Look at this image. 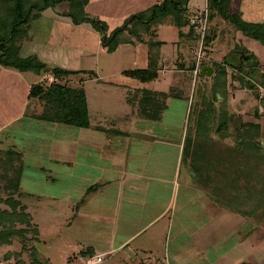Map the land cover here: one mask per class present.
<instances>
[{
	"label": "crops",
	"instance_id": "1",
	"mask_svg": "<svg viewBox=\"0 0 264 264\" xmlns=\"http://www.w3.org/2000/svg\"><path fill=\"white\" fill-rule=\"evenodd\" d=\"M177 1L185 5L186 0ZM209 1L211 0H205L208 7ZM162 2L163 0H89L86 10L93 14L94 18L107 23L108 31H111L130 16L148 11ZM186 8H190V0L186 1ZM234 10L231 8V12L238 15L241 13L240 16L244 17V25L260 28L264 26V0H240V13ZM189 11L187 14L190 15L193 10L190 13ZM165 16H168V21L164 22L162 19ZM44 17L30 24L28 35L31 32L34 34L31 40L26 38L21 44H17L18 58H35L43 67L21 71L13 65L0 63V145L4 144L10 133L11 141H7L10 142L11 148L20 151L26 158L21 170L22 174L25 172L27 176L23 174L22 178L34 179L36 173L42 176L47 172L60 176L61 165H76L74 157L82 141L90 145V142L94 141V182L90 185H94V201L99 202L96 205V211L99 213L96 219L102 222V226H106L107 222L112 223L110 229L113 230L114 237L109 247L102 251L103 254L122 253L123 264H244L243 254H254L259 244L264 242V235L259 236L260 230L253 226V223L249 229L243 231L225 228L227 221L235 225L236 220L252 222V218L235 211V214L221 212L220 204L216 202V198L213 200V196L210 197L211 193L204 188L200 190V187H195L193 178L204 182L206 177L194 175L189 161L182 158V146L185 140L193 141L196 134L193 131L186 132L180 140L177 138L171 141L163 135L165 127L161 124L164 122L169 102L185 100L184 98L188 97V90L182 84L184 76L180 77V73L194 75L195 79L198 73H203L204 67H208L211 69L210 74L203 73V76L208 77L215 75V67L219 64L225 66L228 72L233 70L242 74L240 66L244 63L242 61L238 64L239 53H243L245 59H248L249 55L242 49H234L227 54L228 57H209L203 63L201 60L198 73L194 74L196 57L192 68L191 47L187 44L189 39L195 40L194 32L191 35L189 25L179 26L178 20L171 18L168 13L155 14L147 23L146 32H140L138 40L130 36V41L119 44L112 52L102 46V35L90 24L75 25L69 17L65 16L63 19L61 15L52 16L47 22H39ZM241 35L242 32H238V36ZM207 36L208 33L204 47L208 45ZM248 43L256 45V48L248 47ZM244 45L248 51H253L260 57V66L257 64L254 70L250 68L246 76L238 81H231L229 86L237 92L244 90H240L241 84L248 86L249 83L248 87L257 88L259 91L262 89L261 92L264 93V68H261L264 63V46L248 35L244 38ZM102 57L118 62L112 73H106L100 66ZM89 59H94V69L82 66V63L85 64ZM56 70L58 74L54 73ZM166 72L170 73L165 74ZM154 73L155 76L150 78ZM44 78H50L51 83L66 85L69 82L67 84H70V88H82L89 115V128L42 119L46 105L42 100L43 88H40ZM164 83L167 88L162 91L158 86ZM89 84H92L95 95H115L114 99L127 104L128 109H123L121 114H114L117 125L121 121L123 125L112 127L106 117L98 115V112H103V107L95 108V105L93 124L86 91ZM163 94L166 96L163 97ZM157 99L160 102L163 100L166 105L160 119L153 121L141 116V107L148 109L154 104L159 105L156 103ZM158 128L160 131L156 133ZM45 134L47 139L49 138L47 144ZM212 136L214 135L209 137ZM215 138L217 137L215 136L213 141H217ZM145 143H151L148 149ZM156 145H159L160 149L156 148ZM157 154L163 156L166 161L174 154V159L168 160L174 165V168L170 169L169 177H147L144 172L148 163L154 162L152 157ZM31 155L38 159L29 171L26 166L30 164L26 161ZM181 164L189 166L190 171L184 168V175L186 182L191 183L188 186L191 187L193 195L196 192L202 195L197 198L190 197L187 201L209 206L201 210L204 216L183 213L177 208L178 198L172 183L175 184V175ZM51 165L55 166L52 171ZM151 169L156 170L158 167ZM102 203L107 204V210L109 207L111 212L113 210L108 216L113 217L111 221L107 220L105 213L99 211ZM230 245L227 253V247Z\"/></svg>",
	"mask_w": 264,
	"mask_h": 264
},
{
	"label": "rangeland",
	"instance_id": "2",
	"mask_svg": "<svg viewBox=\"0 0 264 264\" xmlns=\"http://www.w3.org/2000/svg\"><path fill=\"white\" fill-rule=\"evenodd\" d=\"M209 2L211 3V1ZM210 3L208 45L204 47L206 56L202 59V63L207 61L209 57H215L216 55L220 58L222 56L228 57L227 54L234 49H242L244 53L249 55V58L245 59L246 56L243 53H239L240 62L238 64L242 61L244 63V65L240 66L242 74H237L239 72L233 70L228 72L225 66H220L219 64L215 67V75L208 77L203 76V73H198L194 79V75L180 73V77L181 75L184 76L182 84L188 90L186 95L188 97L184 98L185 100H171L169 102V108L164 115V122L161 124L165 127L162 133L166 138L175 141L177 138L180 140L181 136L186 134V132L191 133L193 131L196 134L193 139H196L201 133L210 132L214 136L210 137L209 140H213L216 136L217 143L228 149L236 147V139L258 143L264 149V99L261 100L260 97L262 89L259 91L257 88L241 84L242 88L240 90H244L234 92V88L229 86L231 81H235V79L238 81L246 76V73L250 72V68L254 70L257 64L260 66V63H258L260 57L255 52H250L246 49L244 38L246 35L249 36L251 31L260 30L264 32V26L260 28L244 25L245 19L240 16L241 13L239 12L240 0H220L213 5ZM60 6L63 11L68 8L67 3ZM204 7L205 0H190V8L186 9V11L193 10L194 12ZM231 8L238 10L240 14L231 12ZM63 13L61 12V16L65 19L66 17ZM55 14L56 12L48 10L44 15H41V18L45 17L39 22H47L50 17L56 16ZM168 14L177 21V16L173 10H170ZM188 16L190 15L186 14L184 17L187 25H189ZM63 19L60 18V20ZM162 20L164 22L168 21V16L163 17ZM164 31L165 29H163ZM238 32L239 34L242 32V38L238 36ZM31 33L29 36L34 35ZM118 38L120 42H124L125 37L120 36ZM240 40H242V43H240ZM196 42L194 39L187 41V44L191 47L192 66L190 67L192 68L195 61L193 45H196ZM249 44L246 45L250 48H256V45L250 44L251 46H249ZM117 63L114 59L102 57L99 64L106 73L109 71L112 73ZM82 66H90L94 69V59H89L85 64L82 63ZM261 68H264V63ZM169 73L166 72L165 74ZM51 82L50 78H44V82H41L43 86L40 90L43 88L41 93H43L42 100L45 105H47L46 97L49 87L52 84H56V82ZM67 83L64 85L67 89L82 90L81 87L70 88V84ZM57 84L60 86L59 83ZM166 85L164 83L158 87L164 91L167 88ZM91 87L92 84H89L88 87L86 86V91L89 113L93 124L95 105V108L103 107V112H98V115L101 114V116L106 117L107 122L112 127L123 125V121L117 125V119L114 114H121L123 109H128L127 104L114 99L115 95H100L99 93L95 95ZM106 113H110V115ZM206 122L208 123L206 124L207 126L205 125ZM159 131V128L156 129V133H159ZM47 137L45 134V144H47L49 139ZM8 139L11 141L10 133L7 137ZM7 140L3 145H0V264H87V260L95 255H99L103 259V262L99 264H123L124 257L122 253L115 252L107 255L102 252L109 247L110 241H113L114 237L112 236L113 230L110 229L112 223L109 222L110 224H108L107 222L106 226H102V222L96 219L97 214H99L96 211L98 207L96 205L99 202L98 200L94 201V185H90L91 182H94V172H92L94 169V141H89L92 145L82 141L77 155L74 157L76 165L72 167L69 164L61 165L62 172L60 176L50 172L42 176L36 173L34 179L29 178L26 180L27 174L24 172L25 177L22 178L21 170L23 168L22 165H25L24 159L26 158L20 151L12 149L10 142ZM145 144L146 149L151 145V143ZM208 144L210 145V143ZM156 148L160 149V146L156 145ZM34 155L38 154L34 153ZM214 155L215 152H212L211 157ZM152 158L154 162L150 161L148 168L144 169L147 177L149 175L169 177L170 169H173L174 165L168 160L169 158L173 160L174 154L167 161L163 160V156L160 157V154L154 155ZM37 159L36 157L33 158L32 155L27 158L28 161L26 163L29 162L30 165L26 166V168L29 167V171L33 169ZM40 159L42 160V158ZM156 166L158 169H151ZM54 167V165H51L50 170L52 171ZM184 168L188 170L189 166L185 167L184 164L178 166L179 175L178 173L175 175V184L174 182L172 183L174 190H176L175 195L178 198L177 208L180 212L182 210L183 213L190 212L194 213V215L201 214V216H204L201 210H205L209 206L187 201L190 197L197 198L202 195L198 192L193 195L191 187L188 186L191 183L186 182ZM130 170L134 173L132 169ZM192 181L195 187H200V190L204 188L208 193L210 183L213 186L216 184V179L211 182L209 178L204 179V182L203 180L198 182L196 178H193ZM238 193L240 194V189ZM91 194L93 195L90 198ZM209 195L210 197L212 196L211 194ZM212 198L214 200L216 197L213 196ZM132 200L135 201V198ZM11 202H14L15 206L17 205L15 213L24 212L23 214L26 213L29 216L28 222L25 220L19 222L16 221V218L10 216L12 211ZM216 202L220 204L221 212L235 214L233 211H229L227 206H223L219 198H216ZM100 205L99 211L105 213L107 220L111 221L113 217L108 216L111 215L113 210L111 212L109 210L110 207L107 210L106 203ZM212 208L214 209L215 207ZM251 218L252 222H244L242 219L236 220L235 225L227 221L225 228H228V230L235 228L243 231L249 229L250 224L253 223V226L260 230L258 232L259 236L264 235V210L259 217ZM229 247L231 245L227 247V253L229 252ZM243 255L244 264H264V242L259 244L258 250L254 254L250 256Z\"/></svg>",
	"mask_w": 264,
	"mask_h": 264
},
{
	"label": "trees",
	"instance_id": "3",
	"mask_svg": "<svg viewBox=\"0 0 264 264\" xmlns=\"http://www.w3.org/2000/svg\"><path fill=\"white\" fill-rule=\"evenodd\" d=\"M218 1L220 0H211L210 4L213 5ZM64 3L68 4L66 12L60 6ZM88 3L89 0H0V63L13 65L21 71L37 70L43 67L41 63L35 61V58L26 60L18 58L19 46L17 44H21L26 38L31 40V36L28 35L30 24L41 18L46 10L56 12L57 16L64 12L63 14L69 17L75 25L90 24L102 35V46L108 52H112L123 43L118 38L120 36L125 37L124 42L130 41V36L138 40L140 32H143L142 30L146 32L147 23L157 13H169L173 10L179 26L187 25L184 19L187 14L186 4L183 5L177 0H163L159 6L156 5L148 11L132 15L121 25L108 31L107 23L94 18L93 14L87 12ZM189 32L193 35L190 27ZM249 36L264 46L263 31H251ZM151 47L153 48L154 45L152 44ZM54 73L59 72L56 70ZM62 74H67V72H62ZM153 76L155 73L150 78ZM46 103L41 116L43 120L89 128V115L82 90H70L64 85L52 84L48 89ZM156 103L159 105L154 104L148 109L141 107L140 115L149 120H159L166 105L163 100L160 102L157 99ZM152 112L155 113L152 114ZM210 134V132H205L193 141L185 140L182 146V158L185 159L184 161H189L197 177L209 178L211 182L216 178L214 186H219V188L210 183L209 193L219 198L221 204L227 206L228 210L243 213L248 217H259L264 210V149L258 143L238 139L235 141L236 147L228 149L217 141L209 140V136L212 135ZM212 152H215L213 157H211ZM10 207L11 217L19 222L23 220L28 222L29 216L26 213H15L17 205L15 206L14 202H11Z\"/></svg>",
	"mask_w": 264,
	"mask_h": 264
},
{
	"label": "built area",
	"instance_id": "4",
	"mask_svg": "<svg viewBox=\"0 0 264 264\" xmlns=\"http://www.w3.org/2000/svg\"><path fill=\"white\" fill-rule=\"evenodd\" d=\"M208 18H209V7L205 4L203 9L196 10L188 16L189 27L192 28L196 45H195V57H196V66L194 74L198 73V67L201 64V60L206 56L204 49V42L206 35L208 33ZM261 100L264 99V93H260ZM102 262L101 256H93L87 260V264H99Z\"/></svg>",
	"mask_w": 264,
	"mask_h": 264
},
{
	"label": "water",
	"instance_id": "5",
	"mask_svg": "<svg viewBox=\"0 0 264 264\" xmlns=\"http://www.w3.org/2000/svg\"><path fill=\"white\" fill-rule=\"evenodd\" d=\"M203 73H206V74H210L211 72V69L208 68V67H204L203 70H202Z\"/></svg>",
	"mask_w": 264,
	"mask_h": 264
}]
</instances>
